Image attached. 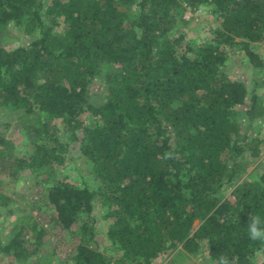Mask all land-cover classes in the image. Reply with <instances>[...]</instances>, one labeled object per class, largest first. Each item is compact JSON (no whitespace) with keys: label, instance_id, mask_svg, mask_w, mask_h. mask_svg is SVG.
<instances>
[{"label":"trees","instance_id":"1","mask_svg":"<svg viewBox=\"0 0 264 264\" xmlns=\"http://www.w3.org/2000/svg\"><path fill=\"white\" fill-rule=\"evenodd\" d=\"M206 5L219 25L209 41L190 40L183 12ZM10 23L31 41L5 47ZM251 43H264V0H0V177L48 174L63 163L67 145L48 129L57 118L71 140L84 131L81 153L97 187L60 180L44 194L50 221L74 243L71 264L183 254L255 264L264 253V172L248 173L264 145L249 136L264 120V101L225 71L231 48L264 67ZM95 80L102 89L88 93ZM85 112L94 125L81 126ZM11 119L29 152L5 136ZM228 189L234 202L221 196ZM11 200L0 191V208ZM98 201L107 205L110 256L96 239ZM20 217L13 237L0 239V261L25 264L46 240L43 227Z\"/></svg>","mask_w":264,"mask_h":264},{"label":"rangeland","instance_id":"2","mask_svg":"<svg viewBox=\"0 0 264 264\" xmlns=\"http://www.w3.org/2000/svg\"><path fill=\"white\" fill-rule=\"evenodd\" d=\"M183 18L188 22L182 24V29L187 34L190 40L202 42L209 41L214 35V29L219 25L217 18L212 14L211 6H202L201 8L186 7L183 12ZM31 37L20 33L11 23L6 26L4 42L5 47L12 48L18 44H28ZM252 50L264 61V43H251ZM235 49V48H234ZM227 59L225 62V71L227 77L231 80L243 81L249 91H255L263 98L264 101V67L255 68L249 60L245 59L243 51L227 49ZM102 84L99 80H95L88 86V93L100 92ZM186 96L184 99L187 100ZM248 107L245 104L237 106V109L245 110ZM22 113L18 111L17 115ZM43 116L47 117L46 113ZM5 120V118H1ZM238 121L241 128L247 123L245 114L238 116ZM9 120V119H8ZM81 126L95 124L93 117L85 112L78 117ZM7 123V122H6ZM255 127L249 131L250 138L257 136L264 137V120L257 119ZM8 127L5 129V136L12 138L14 142H18L19 146L15 148L16 152H29L30 145H24L25 139L20 140L21 123L17 119H11L8 122ZM0 126H3L0 123ZM3 128V127H2ZM48 129L53 132V137L60 138L61 142L67 145L68 151L65 154V159L61 165H58L55 170L48 174H38L36 171L32 173L22 172L20 177L12 180L11 177H0L2 181L1 190L12 200L0 208V239L3 243L13 237L14 232L12 227L17 218L23 217L21 222H27L32 219L37 222L40 227L46 230V240L40 251L27 260L25 264H71V255L73 254L74 243L70 240L67 231L60 226L54 225L49 219V208L45 205L44 194L47 187L65 180L74 183L77 186H82L84 183L91 184L92 187H97V182L94 179L91 166L86 162L82 153L81 147L85 144L84 131L79 126L75 131L76 140H71L69 130L66 125L57 118L53 124H48ZM28 144V142H26ZM30 144V143H29ZM261 154L258 159L248 169L250 177L253 178L264 172V145H260ZM248 174V175H249ZM231 202L235 201L231 189L225 190L221 195ZM107 210V205L104 201H98L94 207L93 215L96 218V239L101 246V250L108 256L113 254L112 246L108 243L105 231L108 227V222L103 218ZM82 219V218H81ZM80 223V222H79ZM26 228V227H25ZM25 229L24 231H26ZM25 240H29L30 236L25 235ZM255 264H264V253L259 251L254 258ZM0 264H18L10 257H2ZM154 264H214L208 260L197 258L193 255L183 254L169 261V258L162 259L161 262Z\"/></svg>","mask_w":264,"mask_h":264}]
</instances>
